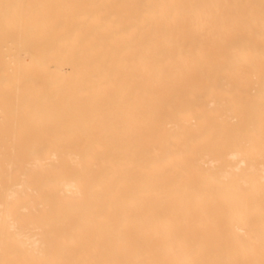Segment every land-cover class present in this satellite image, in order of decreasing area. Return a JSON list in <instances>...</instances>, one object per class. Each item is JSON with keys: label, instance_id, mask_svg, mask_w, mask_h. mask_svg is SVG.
Returning <instances> with one entry per match:
<instances>
[{"label": "bare ground", "instance_id": "6f19581e", "mask_svg": "<svg viewBox=\"0 0 264 264\" xmlns=\"http://www.w3.org/2000/svg\"><path fill=\"white\" fill-rule=\"evenodd\" d=\"M0 264H264V0H0Z\"/></svg>", "mask_w": 264, "mask_h": 264}]
</instances>
